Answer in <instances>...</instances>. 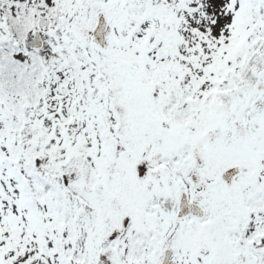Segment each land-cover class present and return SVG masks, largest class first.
Masks as SVG:
<instances>
[{
    "label": "snow or ice",
    "instance_id": "1",
    "mask_svg": "<svg viewBox=\"0 0 264 264\" xmlns=\"http://www.w3.org/2000/svg\"><path fill=\"white\" fill-rule=\"evenodd\" d=\"M0 264H264V0H0Z\"/></svg>",
    "mask_w": 264,
    "mask_h": 264
}]
</instances>
